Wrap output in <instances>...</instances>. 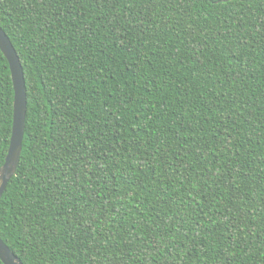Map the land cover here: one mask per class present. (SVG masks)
Returning a JSON list of instances; mask_svg holds the SVG:
<instances>
[{"label":"trees","instance_id":"16d2710c","mask_svg":"<svg viewBox=\"0 0 264 264\" xmlns=\"http://www.w3.org/2000/svg\"><path fill=\"white\" fill-rule=\"evenodd\" d=\"M0 26L24 264H264V0H0ZM14 99L0 47V167Z\"/></svg>","mask_w":264,"mask_h":264},{"label":"water","instance_id":"95a60500","mask_svg":"<svg viewBox=\"0 0 264 264\" xmlns=\"http://www.w3.org/2000/svg\"><path fill=\"white\" fill-rule=\"evenodd\" d=\"M0 47L9 61L14 90V119L10 146L0 167V199L16 175L23 150L27 114V92L23 65L10 37L0 26ZM0 259L4 264H24L0 237Z\"/></svg>","mask_w":264,"mask_h":264}]
</instances>
